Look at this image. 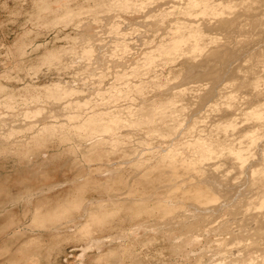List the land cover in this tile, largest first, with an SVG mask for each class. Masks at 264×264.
<instances>
[{
    "label": "rangeland",
    "instance_id": "obj_1",
    "mask_svg": "<svg viewBox=\"0 0 264 264\" xmlns=\"http://www.w3.org/2000/svg\"><path fill=\"white\" fill-rule=\"evenodd\" d=\"M263 47L264 0H0V264H264Z\"/></svg>",
    "mask_w": 264,
    "mask_h": 264
},
{
    "label": "bare ground",
    "instance_id": "obj_2",
    "mask_svg": "<svg viewBox=\"0 0 264 264\" xmlns=\"http://www.w3.org/2000/svg\"><path fill=\"white\" fill-rule=\"evenodd\" d=\"M192 1V0H191ZM201 2V1H200ZM191 3V2H190ZM195 3V2H194ZM192 4V5H194L195 6V4ZM197 3V2H196ZM203 3H204V1H203ZM242 3H244V2H242ZM198 4V3H197ZM196 4V5H197ZM190 6V5H189ZM192 7V6H191ZM255 14V13H254ZM177 26V25H176ZM195 26V25H194ZM178 30V29H177ZM180 30V29H179ZM187 30V29H186ZM193 30V29H192ZM182 31V30H181ZM116 32V31H115ZM192 32V31H191ZM190 32V33H191ZM117 33V32H116ZM176 33V32H175ZM186 34V33H185ZM116 35V34H115ZM189 35V34H188ZM192 36H194V34L192 35ZM191 36V37H192ZM95 37V36H94ZM198 37V36H197ZM193 38H195V36L193 37ZM114 39V38H113ZM173 40H174V38H173ZM173 40H171V41H173ZM177 40V39H176ZM175 40V41H176ZM182 40V39H181ZM194 40H196V39H194ZM259 40V39H258ZM174 41V42H175ZM188 41V40H187ZM87 42V41H86ZM178 42V41H177ZM183 42V41H182ZM173 43V42H172ZM176 43V42H175ZM115 44H116V42H115ZM122 44V43H121ZM177 44V43H176ZM165 45V44H164ZM172 45H175V44H172ZM178 45H180V44H178ZM188 45V44H187ZM198 45V44H197ZM184 46H185V43H184ZM91 47V46H90ZM161 48H162V46H160ZM173 46H170V47H165V49H166V51H169L171 48H172ZM180 47V46H179ZM193 47V46H192ZM121 48V47H120ZM174 48H176V47H174ZM264 48V47H263ZM159 50H160V48H158ZM164 49V48H163ZM164 49V50H165ZM173 50V49H172ZM176 51V50H175ZM170 52V51H169ZM182 52V51H181ZM184 52V51H183ZM194 52V51H193ZM196 52V51H195ZM170 53H173L172 51L170 52ZM150 54V53H149ZM152 54V53H151ZM165 54V53H164ZM192 55V54H191ZM211 56V55H210ZM162 58V57H161ZM163 58H165V57H163ZM149 60V59H148ZM153 63V62H152ZM143 64V63H142ZM148 64V63H147ZM153 65V64H152ZM131 66H134V65H131ZM141 69V68H140ZM241 70V69H240ZM211 73V72H210ZM219 73V72H218ZM142 74V73H141ZM99 75V74H98ZM223 75V74H222ZM249 75V74H248ZM247 76V75H246ZM216 77V76H215ZM102 78V77H101ZM218 78V77H217ZM126 79V78H125ZM246 80V79H245ZM126 82V81H125ZM239 82V81H238ZM243 82V81H242ZM241 81H240V83H242ZM106 83V82H105ZM197 83V82H196ZM104 84V83H103ZM135 84V83H134ZM248 84V83H247ZM210 85V84H209ZM239 86V85H238ZM248 86V85H247ZM98 87H100V86H98ZM264 87V86H263ZM126 89H127V87H126ZM141 90V89H140ZM182 91V90H181ZM250 91V90H249ZM257 91H259V90H257ZM256 91V92H257ZM255 93V92H254ZM216 95V94H215ZM231 95H232V93H231ZM110 96V95H109ZM153 96V95H152ZM200 96V95H199ZM183 97V96H182ZM191 100V99H190ZM162 101V100H161ZM166 101V100H165ZM170 102V101H169ZM155 104V103H154ZM160 105V104H159ZM170 105V104H169ZM154 106V105H153ZM152 106V107H153ZM157 107V105L155 106V107H153V108H156ZM161 107H162V105H161ZM166 107V106H165ZM159 108V107H158ZM260 109H263L264 110V104L262 105V108H260ZM67 110V109H66ZM156 110H158V109H154V111H156ZM244 110H246V109H244ZM112 111H114V110H112ZM153 111V110H152ZM91 112V111H90ZM252 112H254V111H252ZM159 113V112H158ZM162 113H163V111H162ZM229 113V112H228ZM238 113V112H237ZM109 114V113H108ZM108 114H106V115H108ZM241 114V113H240ZM252 114V113H251ZM116 115V114H115ZM171 115V114H170ZM55 116V115H54ZM53 116V117H54ZM93 116H95V115H93ZM92 116V117H93ZM148 116V115H147ZM41 117V116H40ZM50 117V116H49ZM48 117V118H49ZM96 117V116H95ZM94 117V118H95ZM91 118V117H90ZM101 118H103V119H105L104 117H101ZM115 118V117H114ZM158 118V117H157ZM252 118V117H251ZM108 119V118H107ZM110 119V118H109ZM117 119V118H116ZM149 119V118H148ZM153 119V118H152ZM151 119V120H152ZM235 119V118H234ZM246 119V118H245ZM253 119V118H252ZM51 120V119H50ZM65 120V119H64ZM70 120H72V121H74V122H76V124L74 125V127L75 128H78V130L81 128V127H84V128H82L83 130H89V126H90V123H91V121L89 122V120L87 119V118H83L82 119V117L81 118H79V117H76L75 115L70 119ZM95 120H96V118H95ZM97 120H98V118H97ZM110 120H112V119H110ZM150 120V119H149ZM244 120V119H243ZM251 120V119H250ZM58 121V120H57ZM62 121V120H61ZM71 121V122H72ZM112 121H114V120H112ZM117 121V120H116ZM231 121V120H230ZM252 121V120H251ZM101 122V121H100ZM104 122V121H103ZM109 121H107L106 120V123H108ZM67 123V122H66ZM95 123H97V122H95ZM110 123H111V121H110ZM114 124H115V122H113ZM118 123V122H117ZM137 123V122H136ZM146 123V122H145ZM145 123H144V125H145ZM226 123V122H225ZM245 123V122H244ZM48 124V123H47ZM92 124H94V123H92ZM231 124V123H230ZM109 125V124H108ZM112 124H110V126H111ZM118 125V124H117ZM116 125V126H117ZM229 125V124H228ZM44 126V125H43ZM132 126V125H131ZM28 127V126H27ZM118 127V126H117ZM121 127V126H120ZM119 127V128H120ZM127 127V126H126ZM227 127V126H226ZM108 128V127H107ZM136 128V127H135ZM227 128H230V127H227ZM93 129V128H92ZM116 129V128H115ZM222 129V128H221ZM109 130V129H108ZM227 130V129H226ZM99 131V130H98ZM220 131V130H219ZM107 131H105V133H106ZM228 132V131H227ZM107 134V133H106ZM105 134V135H106ZM185 134V133H184ZM208 134V133H207ZM123 135V134H122ZM121 135V136H122ZM58 136V135H57ZM25 139V138H24ZM200 139V138H199ZM39 140V139H38ZM37 140V141H38ZM101 140V139H100ZM122 140V139H121ZM120 140V141H121ZM126 140V139H125ZM203 140V139H202ZM195 141H196V139H195ZM200 141V140H199ZM198 141V142H199ZM36 142V141H35ZM93 143V142H92ZM210 143V142H209ZM243 143V144H242ZM102 144V143H101ZM119 144V143H118ZM201 144V143H200ZM202 144H204V143H202ZM210 144H212V143H210ZM96 145H97V143H96ZM99 145V144H98ZM195 145H198V143H195ZM205 145V147L207 146L206 144H204ZM217 145V144H216ZM187 146V145H186ZM227 146V145H226ZM257 146V143H254V140L253 141H251V142H246V141H244V142H240V150L238 151V153L235 155V160H237L238 162H248V160L250 159V158H252V157H254L253 156V153H254V148ZM89 147V146H88ZM93 147V146H92ZM198 147H200L199 145H198ZM208 147V146H207ZM203 148H204V146H203ZM211 148H212V146H211ZM263 149H262V155H263V158H261V159H263L261 162H259L258 161V163H260V164H257L258 166L256 167V164H254L255 166L253 167V165H252V169L250 170V180H248V181H250V186L252 187V188H254V189H256V191L258 192V194H256L255 196L257 197L256 198V201H252V199H251V201L249 202L248 201V203L246 204V210L248 211V210H251V209H253V210H258V211H262V210H264V146L262 147ZM198 149V148H197ZM200 149H202L201 147H200ZM207 149V148H206ZM209 149H210V147H209ZM229 149V148H228ZM203 150H205V148L203 149ZM203 150H201L202 152H203ZM211 150H213V148L211 149ZM215 150V149H214ZM232 150V149H231ZM236 150V149H235ZM206 151V150H205ZM204 151V152H205ZM208 151V150H207ZM206 151V152H207ZM223 151V150H222ZM237 151V150H236ZM92 152V151H91ZM205 152V153H206ZM213 152V151H212ZM229 152V151H228ZM172 153H173V151H172ZM199 153V152H198ZM208 153V152H207ZM206 153V154H207ZM218 153V152H217ZM230 153V152H229ZM170 154V153H169ZM173 155V154H172ZM202 154H201V152H200V157H202L201 156ZM176 156V155H175ZM171 157V156H170ZM192 157H194V156H192ZM204 157H206V156H203V158ZM211 157H214V156H210V158ZM175 158V157H174ZM207 158V157H206ZM205 158V159H206ZM210 158H207V160L208 159H210ZM220 158H222V157H220ZM181 159V158H180ZM184 159V158H183ZM182 159V160H183ZM189 159V158H188ZM191 159V158H190ZM200 159V158H199ZM212 159V158H211ZM176 160V159H175ZM222 160V159H221ZM87 161V160H86ZM210 161V160H209ZM175 162V161H174ZM194 162V161H193ZM157 163V162H156ZM172 163V162H171ZM170 163V164H171ZM176 163V162H175ZM186 163V162H185ZM257 163V162H256ZM182 164V163H181ZM137 165H138V163H137ZM172 165V164H171ZM243 165H244V163H243ZM155 166V165H154ZM167 166V165H166ZM180 166V165H179ZM191 166V165H190ZM192 167V166H191ZM194 167V166H193ZM165 168V167H164ZM175 168V167H174ZM184 168V167H183ZM182 168V169H183ZM191 170V169H190ZM145 171V170H144ZM180 172V171H179ZM185 172V171H184ZM187 172V171H186ZM190 173H192V171L190 172ZM196 173V172H195ZM157 174V173H156ZM163 175H164V173H163ZM173 175V174H172ZM144 176V175H143ZM198 176V175H197ZM152 177V176H151ZM140 178V177H139ZM146 178H148V177H146ZM145 178V179H146ZM218 180V179H217ZM143 181H144V179H143ZM146 181H147V179H146ZM219 181V180H218ZM148 182V181H147ZM144 183V182H143ZM156 183V182H155ZM164 183V182H163ZM187 183V182H186ZM220 184V183H219ZM198 185V184H197ZM146 187V186H145ZM199 187V186H198ZM193 188V187H192ZM200 189V188H199ZM202 190L204 189V187L203 188H201ZM212 191H213V189L212 188H210ZM192 190V189H191ZM197 191V192H195L194 194H193V197H194V199H196V200H199V199H204V201H205V203H210V202H213V201H215L216 200V192H213L214 193V195H212V194H210L209 193V191H208V193H207V191ZM210 190V191H211ZM186 191V190H185ZM215 191V190H214ZM216 193V194H215ZM216 195V196H215ZM218 197V196H217ZM254 197V196H253ZM190 198V197H189ZM192 198V197H191ZM168 201V200H167ZM204 201H202V202H204ZM137 202V201H136ZM200 203H201V201H200ZM75 204V203H74ZM171 206V205H170ZM150 207V206H149ZM175 207V206H174ZM239 207V204L237 205H232L231 207H229V209H235V208H238ZM169 208V207H168ZM49 209V208H48ZM150 209H152V208H150ZM176 209V208H175ZM154 210V209H153ZM152 210V211H153ZM158 210V209H157ZM171 210V209H170ZM150 211V210H149ZM160 211V210H159ZM246 211V212H247ZM61 214V213H60ZM100 214H102V213H100ZM100 214H98V215H100ZM216 214V213H215ZM40 215V214H39ZM97 215V214H96ZM248 215H249V213H248ZM59 216V215H58ZM92 216H94V217H92L93 219H95L96 221H97V219L95 218V217H97L98 218V216H95V215H92ZM104 217V215H100L99 216V218L102 220V218ZM236 217V216H235ZM52 218V217H51ZM92 219V220H93ZM100 219H98V222H99V220ZM104 219V218H103ZM95 220H94V222H95ZM100 220V221H101ZM55 221V220H54ZM176 221V220H175ZM188 221V220H187ZM105 223V222H104ZM170 223V222H169ZM86 224V223H85ZM56 228V227H55ZM262 230V229H261ZM256 232H258V234H259V232H260V230L258 229V228H256V230H255ZM262 231H264V229L262 230ZM201 233V232H200ZM127 236V235H126ZM121 236H119V238H120ZM123 237V236H122ZM121 237V238H122ZM221 237V236H220ZM234 239L236 238V236L235 237H233ZM232 238V239H233ZM221 239V238H220ZM178 240L181 242V243H184V242H188V241H192V240H194V238H193V235H189V236H179L178 237ZM241 239H239V240H237L238 242L240 241ZM262 240H264V239H262ZM125 241V240H124ZM233 241H235V240H233ZM236 242V241H235ZM188 243H190V242H188ZM232 243V242H231ZM234 243V242H233ZM127 245V244H126ZM124 246V245H123ZM246 246V245H245ZM238 252V251H237ZM113 253V252H112ZM102 255V254H101ZM112 255H114V254H112ZM104 257V256H103ZM107 257V256H106ZM117 257V256H116ZM125 258V257H124ZM116 260V259H115ZM132 260V259H131ZM117 264V263H116Z\"/></svg>",
    "mask_w": 264,
    "mask_h": 264
}]
</instances>
